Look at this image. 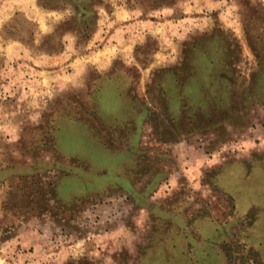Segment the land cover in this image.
Returning <instances> with one entry per match:
<instances>
[{"label": "rangeland", "instance_id": "374dc122", "mask_svg": "<svg viewBox=\"0 0 264 264\" xmlns=\"http://www.w3.org/2000/svg\"><path fill=\"white\" fill-rule=\"evenodd\" d=\"M0 264H264V0H0Z\"/></svg>", "mask_w": 264, "mask_h": 264}, {"label": "crops", "instance_id": "0c3cea01", "mask_svg": "<svg viewBox=\"0 0 264 264\" xmlns=\"http://www.w3.org/2000/svg\"><path fill=\"white\" fill-rule=\"evenodd\" d=\"M66 51H64V53H60V54H53L52 56L46 58L45 63L48 64V63L60 62V61H62V59H65L64 57H69L70 59L66 63L67 65L65 64L63 66H68L70 64H74L76 62L77 58H73L72 56H74L73 54L76 51L72 48V45L70 43L68 46V51H67L68 53ZM103 51L104 50H100L101 54H98L99 51H92L91 50L84 57H86V60L90 61V63H92V65H95L96 68L101 69L104 66L105 67L110 66L114 57H115V56H113V53L105 54ZM72 52H73V54H72ZM71 57L73 59H71ZM46 64H44V65H46ZM62 68L65 69V67H60V66H56V65L54 66L52 64V66H50V67L42 66L40 69H38L37 70V72H38L37 73V75H38L37 82L39 83L38 87L40 89H44L45 84H49V82L51 80H55L56 78L60 77Z\"/></svg>", "mask_w": 264, "mask_h": 264}, {"label": "trees", "instance_id": "16d2710c", "mask_svg": "<svg viewBox=\"0 0 264 264\" xmlns=\"http://www.w3.org/2000/svg\"><path fill=\"white\" fill-rule=\"evenodd\" d=\"M114 113L117 114L116 112H114ZM62 120H64V122H67L68 124L70 123V121H74V122L78 123L77 132L79 134H77L75 141L72 140V141H74L75 144L71 141V135H69V142L67 143L68 144L67 150L61 149V153L66 156L65 157L66 160L71 161L72 157L75 156L77 159L76 163L78 164V166L80 165V167H82L81 162H85L88 164L89 163L88 159H91V158L83 156V155L81 156L80 152L83 153V152H85V150L95 151L96 149H99L103 153V154H101L103 162L112 163V159H109V158L107 159V157L105 156L106 151L104 152V149L99 148L94 143V141L92 140V138H93L92 131L94 130V127H88L84 121L77 122V118H75L74 116L73 117H67L66 116V119H62ZM94 169H97V168L94 167ZM88 171L89 170L87 169V172ZM81 173H83V172H81ZM81 173L78 174L77 177L82 176ZM96 175H99V172H96Z\"/></svg>", "mask_w": 264, "mask_h": 264}]
</instances>
